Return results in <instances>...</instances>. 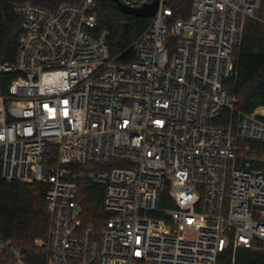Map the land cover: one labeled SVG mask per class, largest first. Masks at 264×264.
<instances>
[{
    "label": "built area",
    "instance_id": "obj_1",
    "mask_svg": "<svg viewBox=\"0 0 264 264\" xmlns=\"http://www.w3.org/2000/svg\"><path fill=\"white\" fill-rule=\"evenodd\" d=\"M262 4L194 0L183 20L160 0L122 63L97 0H14L22 24L16 62L0 63V165L7 182L45 189L44 264L264 255V107L242 113L226 89L247 20L264 25ZM83 186L105 190L102 224L84 219ZM0 264L29 263L0 237Z\"/></svg>",
    "mask_w": 264,
    "mask_h": 264
},
{
    "label": "trees",
    "instance_id": "obj_2",
    "mask_svg": "<svg viewBox=\"0 0 264 264\" xmlns=\"http://www.w3.org/2000/svg\"><path fill=\"white\" fill-rule=\"evenodd\" d=\"M100 25L110 30L112 55L122 63L135 59L134 45L148 29L152 19L124 14L113 0H97ZM194 0H169L175 19L190 17ZM262 9L256 16L264 19ZM21 19L14 11V0L0 1V63L13 64L19 51ZM238 76L226 83L227 91L237 99L236 109L253 114L264 107V25L254 19L246 22L244 42L236 52ZM10 77H4L6 82ZM84 219L102 224L105 190L83 186ZM50 228L45 189L41 185L7 182L2 178L0 165V237L10 240L24 254L29 264H44L46 253L35 246L45 240ZM234 255L228 252L220 257V264H232ZM235 264H264V255L239 250Z\"/></svg>",
    "mask_w": 264,
    "mask_h": 264
},
{
    "label": "water",
    "instance_id": "obj_3",
    "mask_svg": "<svg viewBox=\"0 0 264 264\" xmlns=\"http://www.w3.org/2000/svg\"><path fill=\"white\" fill-rule=\"evenodd\" d=\"M117 3L119 8L124 14L134 16L136 18H154L156 14L158 13L159 7H160V0H156L153 4L146 6L142 9H131L127 6H124L120 2L113 0Z\"/></svg>",
    "mask_w": 264,
    "mask_h": 264
}]
</instances>
